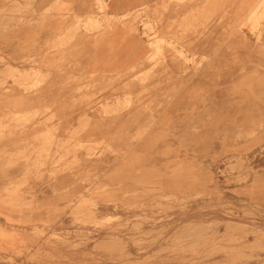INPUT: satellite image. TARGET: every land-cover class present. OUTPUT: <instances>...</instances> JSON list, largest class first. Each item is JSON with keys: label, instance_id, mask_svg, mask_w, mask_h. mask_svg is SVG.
Returning a JSON list of instances; mask_svg holds the SVG:
<instances>
[{"label": "rangeland", "instance_id": "obj_1", "mask_svg": "<svg viewBox=\"0 0 264 264\" xmlns=\"http://www.w3.org/2000/svg\"><path fill=\"white\" fill-rule=\"evenodd\" d=\"M167 2L156 9L146 6L135 11L132 20L135 26L137 18H146L139 23L151 41L149 70L129 83L116 84L120 78L99 79L71 91H89L72 95L67 102L72 108H96L104 123L91 127L89 118L83 116L73 136L90 128L109 130L127 109L152 111L155 89L160 86L154 81L164 75L167 53L172 52L173 63L184 73L196 77L207 67L212 72L209 56L183 51L186 35L195 37L190 44L210 39L214 44L231 45L236 43L234 33L241 34L242 48L241 81L235 86L242 99L239 117L228 115L233 111L229 94L224 104L225 123H233L237 132H211L204 148L188 150L193 162L186 150L180 156L179 149L171 185L146 178L131 180L121 188L93 174L91 165L117 154L110 145L114 137L109 135L99 143H79L74 137L65 143L71 149L65 150L2 152L0 169L17 166L19 171L13 181L8 173L1 175L0 203L18 210L0 212V230L11 240H0V264H264V53L258 51L264 44V0H216L215 6L208 0ZM97 12L100 16L107 12L105 0H97ZM165 14L172 20L165 22ZM117 22L81 16L75 17L72 28H108ZM17 76L19 90L43 96L47 75L33 67ZM229 76L232 70L224 76L226 81ZM121 93H125L123 99L118 96ZM55 107L56 103L35 107L7 119L19 130L41 127L57 119L53 113L42 118ZM43 135L46 145L54 144L51 131ZM231 135L242 142L241 150L218 155L213 141L229 143ZM226 148L229 151L227 143ZM81 166L87 170L78 180H58L64 168L71 171ZM45 176L48 180H43Z\"/></svg>", "mask_w": 264, "mask_h": 264}, {"label": "crops", "instance_id": "obj_2", "mask_svg": "<svg viewBox=\"0 0 264 264\" xmlns=\"http://www.w3.org/2000/svg\"><path fill=\"white\" fill-rule=\"evenodd\" d=\"M105 2L107 12L100 16L97 0H0V156L2 152L14 153L24 148L71 149L65 143L74 137L79 143L86 140L99 143L109 135L114 137L110 145L117 150V154L113 153L103 162L91 165L89 170L93 174L121 188L131 180L146 178L171 185L179 164V149L182 153L180 156L186 150V155L191 158L188 150L204 148L209 143L211 132H237V129L232 128L233 123H225L224 103L229 94L233 111L228 115L239 117L242 99L235 86H239L241 81V34H233L236 43L231 45L214 44L210 39H198L190 44L195 37L186 35L181 44L185 46L183 51L209 56L213 62L212 72L207 67L196 77L191 72L184 73L173 63L172 52L167 53L166 50L165 64H162L164 75L154 81V84L160 86L155 89V106L152 111L127 109L109 130L90 128L73 136L83 116L89 118L91 127L104 123L96 108H72L67 102L72 95L77 97L89 91L74 94L71 91L78 86L93 85L99 79L109 81L120 78L116 84L129 83L136 75L149 70L152 66L150 62L147 63L152 51L151 41L139 23L146 18H137L139 21H136L135 26L132 20L135 11L146 6L156 9L169 4L167 0ZM234 6L237 9L236 4ZM167 15H164L165 22L172 20V16ZM81 16L91 21L116 19L119 22L108 28H72L75 17ZM67 38L70 39L67 41ZM259 46L262 49L258 50L256 46L255 52L262 50L264 53V44ZM33 67L47 75L43 96L31 95L17 87V73L27 72ZM216 69L219 71L216 72ZM231 70L233 76H229L226 81L224 76L227 72L230 74ZM10 72L16 75L9 77ZM124 95L121 93L118 96L123 99ZM52 103H56V107L42 116L45 118L52 113L56 115L57 119L52 123L41 127L31 125L24 130L9 124V117L35 107L44 108ZM215 110L218 111L215 113ZM47 131L52 132L54 144L51 146L45 144L46 137L43 134ZM261 138H257V141ZM228 141H213L218 155L241 150L240 140L231 135ZM105 143L109 144V141ZM226 143L230 152L225 150ZM64 169L58 175L59 181L78 180L87 167L81 166L71 171ZM18 171L17 166L0 169V182L2 173H8L13 181ZM43 180H48V177L45 176ZM2 197L0 193V199ZM17 210L12 204L0 203V212L16 213Z\"/></svg>", "mask_w": 264, "mask_h": 264}, {"label": "bare ground", "instance_id": "obj_3", "mask_svg": "<svg viewBox=\"0 0 264 264\" xmlns=\"http://www.w3.org/2000/svg\"><path fill=\"white\" fill-rule=\"evenodd\" d=\"M199 3V2H198ZM208 3L211 5V6H215L216 4V0H208ZM206 6V5H205ZM209 6V5H208ZM207 6V7H208ZM210 8V7H209ZM246 14V13H245ZM78 21V20H77ZM241 22V21H240ZM172 25V24H171ZM232 50V49H231ZM147 75V74H146ZM259 75V74H258ZM148 76V75H147ZM149 77V76H148ZM141 80V79H140ZM196 92V91H195ZM194 92V93H195ZM176 95V94H175ZM161 104V103H160ZM197 108V107H196ZM48 132V131H47ZM141 134V133H140ZM139 134V135H140ZM142 135V134H141ZM139 138V137H138ZM20 218V217H19ZM201 227V226H200ZM6 229V228H5ZM0 240H3V241H6V242H9L11 241L10 240V237L2 230H0Z\"/></svg>", "mask_w": 264, "mask_h": 264}]
</instances>
